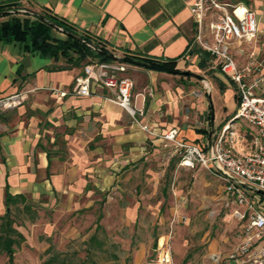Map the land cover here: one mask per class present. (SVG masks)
<instances>
[{
	"label": "rangeland",
	"instance_id": "rangeland-1",
	"mask_svg": "<svg viewBox=\"0 0 264 264\" xmlns=\"http://www.w3.org/2000/svg\"><path fill=\"white\" fill-rule=\"evenodd\" d=\"M54 35L65 37L58 30ZM258 42L259 47L260 40ZM83 64L75 67L76 72L88 63ZM63 65H66L65 61L60 59L53 61L52 67ZM132 65L126 66L123 74L134 81V91V71L138 65ZM187 71L207 79L210 97L215 88L222 99L219 110L225 111V87L217 76L208 69L188 68ZM187 77L189 83L185 85L194 87L190 91L185 87L183 96L196 101L204 94L210 99L200 79L192 74ZM22 84L15 94L0 93V118L10 117L11 122L18 116L16 108L21 104L25 108L21 116L34 113L29 109L31 92L22 89ZM225 86L232 89L236 100L235 86L231 83ZM55 89L53 91L57 93ZM194 91L200 92L199 95H194ZM162 103L157 109V117L172 120ZM216 109L215 127L222 120ZM143 110V116H146L147 110L144 107ZM210 111L207 108L202 113L182 102L178 124L199 128L205 119L208 126ZM233 111L234 108H228L227 114L222 112V116L227 115L229 120ZM230 121L228 135L231 144L236 145L237 139L243 140L241 135L247 126L241 119ZM134 123L140 128L143 125L140 119ZM56 133L53 129L51 134L41 135V141L51 154L58 159L61 157L59 160L63 162L49 168L45 177L50 179L61 173L64 177L61 183L47 191L29 189L24 192L33 217L24 209L23 203L19 202L15 207L14 226L23 234L24 240L15 247L13 264H46V259L54 253L72 261L69 264H82V261H87L86 264H149L156 257L159 239L170 248L173 264H220L213 259L214 255H223L239 243L240 225L232 217L231 210L224 206L223 183L199 165L181 164L170 147L148 142L132 145V148L128 145L115 147L108 138L100 137L94 139L96 149L90 151L87 159L80 160L69 140L63 135L55 137ZM40 180L39 175L36 182ZM259 195L264 199L263 194ZM97 224L101 228L96 229ZM93 235L99 243H92ZM0 264H8L4 253L0 254Z\"/></svg>",
	"mask_w": 264,
	"mask_h": 264
},
{
	"label": "crops",
	"instance_id": "crops-1",
	"mask_svg": "<svg viewBox=\"0 0 264 264\" xmlns=\"http://www.w3.org/2000/svg\"><path fill=\"white\" fill-rule=\"evenodd\" d=\"M193 1L24 0L21 3L34 11L62 19L76 30L99 41L116 56L127 54L153 59H176V68L181 71L188 68L212 71L225 87L223 106L226 110H219L222 99L215 88L212 89L211 97L208 95L210 99L202 94L194 101L190 96H183L185 87L189 91L194 87L185 85L189 83L187 75L137 66L138 69L134 71L136 89L132 91L133 101L137 107L147 110L146 116H138L140 122L146 126V129L140 128L132 122V118L122 107L104 99L103 96L107 93L105 88L94 86L88 96L71 93L74 80L83 69L80 72H76L75 67L52 69V59L24 50L19 42H0V93L15 94L22 82V89L31 92L29 109L34 111L27 116H21V112H25L24 105L21 104L16 108L18 116L13 117L11 122L10 117L0 118L3 119L0 120V215L6 211V189L12 194H25L29 189L35 192L39 189L47 191L62 182V173L52 175L50 179L45 177L49 168L57 167L63 162L59 160L61 157L58 159L52 155L51 150L41 141L42 133L51 134L56 129L55 137L63 135L69 140L80 160L87 159L90 151L96 149L94 139L100 137L108 138L115 147L128 145L132 148V145L144 142L151 145L162 143L177 154L174 142L164 139L163 134L170 129H176L177 140L204 144L212 122L210 115L211 122L208 126L205 119L199 128L181 126L178 124V110L182 102L202 113L209 108L214 116L216 107L222 119L214 126L216 130L228 120L227 115L222 116V112L227 114L228 108L235 110L237 105L232 89L225 86L229 83L210 68L209 59L203 65L199 64L201 56L205 55L199 49L187 51L195 29L190 12ZM222 1L242 3L253 9L257 15L259 33L256 62L261 65L254 70L253 77L261 79L257 94L264 97V0ZM206 56L209 58V55ZM57 87L67 94L59 96L53 91ZM161 103L171 114L172 120L157 117V109ZM245 124L247 129L241 135L243 140L237 139L236 145L230 144L236 151H248L251 147L254 131L246 122ZM68 126L71 128L68 129ZM39 175L42 180L36 182ZM260 198L264 203V199L261 196Z\"/></svg>",
	"mask_w": 264,
	"mask_h": 264
},
{
	"label": "built area",
	"instance_id": "built-area-1",
	"mask_svg": "<svg viewBox=\"0 0 264 264\" xmlns=\"http://www.w3.org/2000/svg\"><path fill=\"white\" fill-rule=\"evenodd\" d=\"M16 1L21 6L17 9H28L21 4L24 0ZM190 12L195 29L187 51L199 49L209 55L210 68L235 86L237 105L233 116L219 129H213L212 156L208 137L204 144H190L175 138L176 129H170L162 137L174 142L181 164L200 165L223 183L224 206L240 225L241 238L236 247L223 255L215 254L213 259L220 264H264V203L249 187L264 190V97L257 94L261 79L253 77L254 70L261 65L256 62L255 50L258 18L246 5L222 0H194ZM128 64L115 60L89 62L75 78L71 93L88 96L94 86L103 87L107 91L104 99L122 107L137 122L144 110L134 104V82L123 74ZM57 93L67 94L61 89ZM199 93L194 91V95ZM235 119L246 122L254 131L248 151H236L230 145L228 130L230 120ZM156 251L149 264H173L166 242L159 241Z\"/></svg>",
	"mask_w": 264,
	"mask_h": 264
},
{
	"label": "trees",
	"instance_id": "trees-1",
	"mask_svg": "<svg viewBox=\"0 0 264 264\" xmlns=\"http://www.w3.org/2000/svg\"><path fill=\"white\" fill-rule=\"evenodd\" d=\"M21 7L17 1H1L0 2V42L12 43L19 42L23 45L24 50L38 53L42 57L50 58L54 62L63 59L66 65L53 67L52 69H70L79 66L82 62L85 65L91 61H113L106 54L111 53L103 44L94 40L86 33L76 30L72 25L55 17L53 15L39 12L47 20L55 23L62 28L65 34L64 38L54 35V31L58 30L51 24L47 23L40 16L28 14L10 13L9 10H15ZM28 8V7H26ZM29 9V8H28ZM32 18V19H31ZM90 42L99 47L103 52L93 50L86 43ZM205 54V53H204ZM209 58L205 55L201 56L199 64H204ZM122 60L125 62H142L152 66H156L161 71L174 74L186 75L184 71L176 68V59H153L149 57H137L124 54ZM222 84V83H221ZM237 100V98H236ZM23 203L24 209L31 213V206L27 203V198L22 193L12 194L7 189L5 191L4 204L6 211L0 215V254H5L8 264H13V255L15 247H18L24 240L23 234L14 226V209L18 203ZM33 217V213H31ZM101 228L99 224L96 229ZM92 243L98 242L95 235L91 236ZM57 253L52 254L46 259V264L58 261L57 264H69L66 258H59ZM87 261H82L86 264Z\"/></svg>",
	"mask_w": 264,
	"mask_h": 264
},
{
	"label": "water",
	"instance_id": "water-1",
	"mask_svg": "<svg viewBox=\"0 0 264 264\" xmlns=\"http://www.w3.org/2000/svg\"><path fill=\"white\" fill-rule=\"evenodd\" d=\"M10 13L14 14V13H27V14H32V15H35V16H40L43 20H45L47 23L51 24L52 26H54L56 29L60 30V31H63L61 27H59L58 25H56L55 23L47 20L44 16H41L37 11H34V10H30V9H15V10H9ZM1 14V13H0ZM85 43L90 47L92 48L93 50H96V51H100V52H103V50H101L99 47L95 46L94 44L90 43V42H87L85 41ZM108 57L114 59L115 61H123L122 60V57H119V56H116L114 55L113 53H107L106 54ZM129 64H135V65H138V66H141V67H145V68H149V69H156V70H159L158 67L156 66H152V65H149L147 63H142V62H136V61H132V62H128ZM184 73L186 75H194L196 78L200 79L202 82H203V85H204V88L206 89V92L208 93V95H210V86H209V83L207 81V79H205L204 77L200 76L199 74H196V73H191L189 71H184ZM213 116L214 114L212 113L211 114V119H212V122H211V127L209 129V132H208V150H209V153L210 155L212 156L213 155V143H212V133H213V129H214V125H213ZM251 189H253L254 191L260 193V194H263L264 195V190H261V189H258L256 187H252V186H249Z\"/></svg>",
	"mask_w": 264,
	"mask_h": 264
}]
</instances>
